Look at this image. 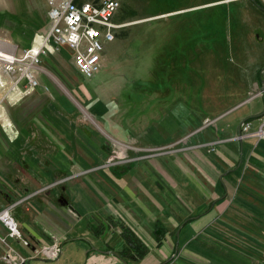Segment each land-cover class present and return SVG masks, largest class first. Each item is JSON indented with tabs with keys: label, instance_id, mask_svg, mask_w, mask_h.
Here are the masks:
<instances>
[{
	"label": "crops",
	"instance_id": "1",
	"mask_svg": "<svg viewBox=\"0 0 264 264\" xmlns=\"http://www.w3.org/2000/svg\"><path fill=\"white\" fill-rule=\"evenodd\" d=\"M48 1L0 0V45L18 55L39 45ZM156 3L152 15L140 5L138 23L159 21L156 33L174 40L161 54L186 55L188 69L195 56L214 61L197 64L207 72L204 98H121L128 82L109 75V53L93 78L73 64L77 75L64 76L67 47L32 68L40 89L24 93L26 80L13 89L1 75L0 213L9 209L31 246L0 221V264L264 261V251L252 254L264 248V136L256 135L264 129V12L254 0ZM213 5L224 7V20L209 34ZM115 23L122 31L134 24ZM182 23L192 29L169 32ZM228 79L234 93L225 98ZM123 226L148 248L140 259L121 254ZM54 243L53 261L36 250Z\"/></svg>",
	"mask_w": 264,
	"mask_h": 264
},
{
	"label": "rangeland",
	"instance_id": "2",
	"mask_svg": "<svg viewBox=\"0 0 264 264\" xmlns=\"http://www.w3.org/2000/svg\"><path fill=\"white\" fill-rule=\"evenodd\" d=\"M165 1L171 3L174 0ZM256 1L260 6L264 7V0ZM130 4H135L136 6L130 7ZM140 5H145L146 13L152 15L158 4L156 0H126L116 13V21H118L120 17V20L130 19L134 24H131L124 31H122V29L118 30L116 41L110 43L105 49V52L109 53L108 62L112 65L109 68V70L111 69L109 75H121L117 78L125 79L124 81L128 82V87L121 98H204L207 72L202 69L201 66L198 67L197 64H206L207 62L214 61L208 60L207 56H195L194 67L191 68V62H186V55L172 56L161 54V47L165 46V41L169 42V44L166 45L168 48L173 46V43L170 42H174V40H162L160 32L156 33L155 30L159 21L153 22L151 20L148 24L138 23L142 15L139 10ZM214 6L216 5L207 9V16H205L204 30L206 32L208 31L209 34L210 32H218L219 28L217 27H219V22L224 20V7ZM232 7H234V5ZM178 16L179 15H176L174 18L171 17V19H177ZM193 24L195 25V21ZM45 25L46 24H44L43 28H45ZM185 29L186 31L189 29L191 30L192 26L188 27L186 24L182 23L180 28L177 25L174 29L170 28L169 32H174V35H177L179 31L181 32V30ZM43 33L41 32V34ZM61 49L62 48L59 49V52ZM56 53H58V51ZM184 59H186L184 63H187V66L189 65V69L183 67ZM67 62V65L70 66H67L66 63H61L64 76H70L71 74L77 75L71 67L72 60ZM42 63L53 64V52H48L43 57L40 64L42 65ZM246 73L249 75V72ZM3 74L5 75L6 73L1 72V75ZM40 75H42V73ZM124 75L125 77H123ZM10 77L13 82L16 80V74L10 75ZM233 82V79H228L226 89L221 91L222 93L225 92V98H230V94L234 93V91L232 92V90H234L232 87ZM2 83H5V81L2 80ZM7 85L8 84L5 83L3 87L5 86V88H8ZM39 86L38 88L40 89L41 85ZM242 89L243 93H245L246 88L243 87ZM253 89L255 88L253 87ZM260 91L261 89H258L257 93ZM236 96L237 95L232 97L235 98ZM258 248L253 247L252 254L256 255L254 250H258L260 258H263L261 254L264 248L261 246H258ZM248 264H264V261L259 260V262L254 261Z\"/></svg>",
	"mask_w": 264,
	"mask_h": 264
},
{
	"label": "built area",
	"instance_id": "3",
	"mask_svg": "<svg viewBox=\"0 0 264 264\" xmlns=\"http://www.w3.org/2000/svg\"><path fill=\"white\" fill-rule=\"evenodd\" d=\"M126 0H49V28L40 35V43L18 55L6 48H0V75L16 74L13 89L19 86L21 80L28 82L26 92L34 90L39 83L32 70L41 63L48 53L59 52L60 48L71 50V60L74 68L85 78H93L103 66V55L106 46L116 40L122 24L115 23L117 11ZM1 86V79H0ZM249 125L244 126L248 130ZM264 136L261 128L256 134ZM0 221L8 229L9 236L17 238L27 247L31 241L24 237L16 220L9 209L0 213ZM39 254L49 260H55L60 255V245H43L36 249ZM6 261L11 257L6 256Z\"/></svg>",
	"mask_w": 264,
	"mask_h": 264
},
{
	"label": "trees",
	"instance_id": "4",
	"mask_svg": "<svg viewBox=\"0 0 264 264\" xmlns=\"http://www.w3.org/2000/svg\"><path fill=\"white\" fill-rule=\"evenodd\" d=\"M109 224L114 225L113 221H110ZM105 226L107 227L108 225L105 224ZM122 236L127 243V247L121 253L123 256H127L132 259H140L148 252V248L143 244V242L126 226L122 227Z\"/></svg>",
	"mask_w": 264,
	"mask_h": 264
},
{
	"label": "water",
	"instance_id": "5",
	"mask_svg": "<svg viewBox=\"0 0 264 264\" xmlns=\"http://www.w3.org/2000/svg\"><path fill=\"white\" fill-rule=\"evenodd\" d=\"M254 4H255L260 10H262V11L264 12V7L260 6L256 0H254ZM259 94H261V95L264 96V86H262V91H261ZM254 97H255V96H253V97H251V98H254ZM260 116H264V112H263L262 114H260ZM239 135H241V130H239Z\"/></svg>",
	"mask_w": 264,
	"mask_h": 264
},
{
	"label": "bare ground",
	"instance_id": "6",
	"mask_svg": "<svg viewBox=\"0 0 264 264\" xmlns=\"http://www.w3.org/2000/svg\"><path fill=\"white\" fill-rule=\"evenodd\" d=\"M0 41H1V40H0ZM8 45H9V44H8ZM0 48H6V47L0 45ZM11 51H12V50H11ZM0 60H2V59H0ZM0 79H1V75H0Z\"/></svg>",
	"mask_w": 264,
	"mask_h": 264
}]
</instances>
